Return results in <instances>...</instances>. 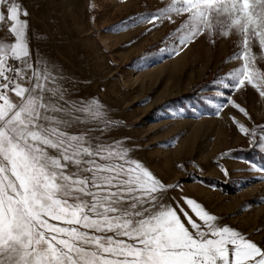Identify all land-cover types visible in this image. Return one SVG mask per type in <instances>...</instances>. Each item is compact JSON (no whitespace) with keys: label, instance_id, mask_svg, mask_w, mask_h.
Returning a JSON list of instances; mask_svg holds the SVG:
<instances>
[{"label":"snow or ice","instance_id":"6c2138e0","mask_svg":"<svg viewBox=\"0 0 264 264\" xmlns=\"http://www.w3.org/2000/svg\"><path fill=\"white\" fill-rule=\"evenodd\" d=\"M203 3L164 0L142 19L177 24L183 47L198 21L188 9ZM30 16L24 0H0V264H264V241L220 225L194 197H167L179 182L162 180L124 141H106L107 106L70 98L30 47ZM233 58L241 64L220 87H251L264 99L259 59L256 86L241 87L242 52ZM226 103L252 125L229 116L235 129L264 148V123L230 96Z\"/></svg>","mask_w":264,"mask_h":264},{"label":"rangeland","instance_id":"374dc122","mask_svg":"<svg viewBox=\"0 0 264 264\" xmlns=\"http://www.w3.org/2000/svg\"><path fill=\"white\" fill-rule=\"evenodd\" d=\"M163 2L24 0L29 44L70 98L95 97L107 106L106 141H124L158 177L180 183L167 197H194L220 225L264 241V174L257 171L264 148L235 129L229 116L252 125L226 103L230 96L264 123V99L251 87H220L240 66L233 58L239 51L240 86H256L257 59L264 69V0H205L188 9L198 21L194 40L183 47L177 24L161 19L153 28L142 19Z\"/></svg>","mask_w":264,"mask_h":264},{"label":"bare ground","instance_id":"6f19581e","mask_svg":"<svg viewBox=\"0 0 264 264\" xmlns=\"http://www.w3.org/2000/svg\"><path fill=\"white\" fill-rule=\"evenodd\" d=\"M104 43H105V44H107V41H106V40H104Z\"/></svg>","mask_w":264,"mask_h":264}]
</instances>
